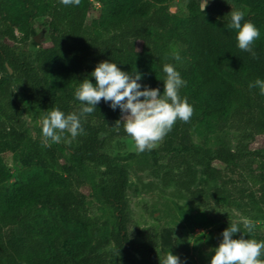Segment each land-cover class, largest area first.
<instances>
[{
  "label": "trees",
  "instance_id": "1",
  "mask_svg": "<svg viewBox=\"0 0 264 264\" xmlns=\"http://www.w3.org/2000/svg\"><path fill=\"white\" fill-rule=\"evenodd\" d=\"M18 1L0 0V131L4 136L0 140V184L11 176L5 161L7 141L27 145L34 157L61 171L66 184L51 190L45 174L33 172L8 192L0 193V264H36L50 253L57 256L56 264H160L163 257L157 234L152 228L132 226L127 197L129 171L112 155L121 139L131 138L123 124L119 130L113 127L121 117L120 109L113 110L101 101L82 121L84 133L75 137L73 144L45 145L34 138L13 93L15 81L20 82L29 89L27 97L34 109L45 114L53 107L66 114L79 112L81 105L75 98L79 84L85 78L95 84L91 73L104 60L131 72L142 56L138 42L152 44L161 73L156 84L161 94L166 76L163 66L171 63L187 81L180 96L187 97L194 108L189 122L177 120L155 150L166 160L162 184L185 192L196 207H206L225 196L228 206L242 215L264 210V153L247 149L242 141L236 149L224 145L216 150L200 148L191 138L192 124L199 119L216 120L219 131L239 132L244 141L264 135V95L258 87H249L257 78L264 80V11L260 15L263 27L256 26L260 38L254 43L259 59H253L238 48L237 30L227 27L230 17L203 11L201 0H185L189 16L182 23L170 19L168 3L173 0H97L102 7L98 22L89 18L91 0H81L79 6H65L60 0H35L37 16L44 18L41 31L48 35L51 46L30 60L8 43L27 44L35 34L34 29H28L18 38L12 25ZM150 27L157 29L155 36L149 33ZM173 40L183 48L184 57L179 61L165 51ZM52 82L66 84L71 91L59 94L51 87ZM215 161L231 165L248 189L237 188L227 173L214 170L211 164ZM89 165L104 168L94 191L114 214L109 237H102L82 191ZM199 168L220 183L209 195L196 187ZM47 191L43 205L56 208L74 227L55 213L34 211V201ZM237 222L243 231L242 221ZM229 226L222 227L221 240ZM242 231L234 238L243 235ZM249 238L264 241V234L254 228ZM65 243L70 246L68 252L63 248ZM110 244L114 249L108 257L105 250Z\"/></svg>",
  "mask_w": 264,
  "mask_h": 264
},
{
  "label": "rangeland",
  "instance_id": "2",
  "mask_svg": "<svg viewBox=\"0 0 264 264\" xmlns=\"http://www.w3.org/2000/svg\"><path fill=\"white\" fill-rule=\"evenodd\" d=\"M34 1L19 0L16 3V16L12 25L19 39L25 36L28 29H34L35 34L27 44L6 41L17 54L27 56L30 60H34L38 51L51 46L48 35H44L41 31L40 25L44 22V18L37 16ZM91 1L89 18L98 22L102 16V7L97 0ZM201 1L204 6L205 0ZM231 6L233 9H241L246 12L245 21L250 20L255 26L263 27L260 15L264 11V0H208L206 9L210 12L228 14L231 12ZM168 8L170 9L171 21L182 23L189 16L185 0H173L168 3ZM156 32V28H149V33L152 36H155ZM36 36H39L38 41L35 40ZM137 47L142 56L135 61L134 69L131 72L139 71L143 74L139 83L157 88L156 84L159 82L161 73L153 54L152 44L138 42ZM165 51L171 57H173V53H178L180 58L184 57L183 48L177 40L167 43ZM51 87L59 94L71 91L66 84L52 82ZM28 92L29 89L24 84L15 81L14 98L21 105L34 138L45 144L40 121L46 114L44 111L32 107L28 101ZM76 101L81 105L80 101L77 99ZM216 123V120L199 119L192 124L191 138L196 147L216 150L219 146L224 145L236 149L242 141L247 149L264 153V135L244 141L241 138V133L231 129L219 131L216 128ZM3 139V132L0 131V140ZM74 140L75 138L65 131L59 143H53L49 139L47 145H70L74 143ZM7 142L5 161L10 168L11 176L6 183L0 184V193L8 192L14 184L22 182L33 172H43L47 180L51 182V190L64 188L66 184L64 181L65 175L61 171L51 168L46 162L34 157L27 145H16L10 141ZM159 144L160 142H157L150 151L145 150L140 153L135 148L134 140L125 138L116 144L112 155L119 164L125 165L129 171L130 184L127 197L130 203L132 226L134 229L152 228L154 230L158 236V251L161 257L164 258L169 251H172L173 255L180 257L182 264H211L214 252L210 250L219 246L222 227L230 225V219L242 221L244 218H249L254 222L255 229L264 234V210L251 212L247 216L242 215L228 206L225 196L206 207H196L192 205L185 192L174 185L164 186L161 182V175L166 160L155 152ZM211 165L214 170L227 173V178L234 180L237 188L244 187L248 189L239 181L237 172L233 171L231 165L218 161L213 162ZM103 170L104 168L94 165L87 166L88 180L83 184L82 191L86 195V203L91 218L101 229L102 237H109L114 225V214L112 209L106 206L94 191V186L99 183L101 178L99 172ZM198 170L196 187L204 189L208 195L220 187V183L216 179H212L209 174L205 175L202 168ZM48 193L49 191L41 193L34 201L32 205L34 211L55 213L61 217L67 226L74 227L60 215L56 208L43 205L42 201ZM63 248L65 252H68L70 246L65 243ZM113 249L114 245L110 244L105 250V255L110 257ZM56 263L57 256L50 253L46 258L38 260L36 264ZM115 263L124 264L122 262Z\"/></svg>",
  "mask_w": 264,
  "mask_h": 264
},
{
  "label": "clouds",
  "instance_id": "3",
  "mask_svg": "<svg viewBox=\"0 0 264 264\" xmlns=\"http://www.w3.org/2000/svg\"><path fill=\"white\" fill-rule=\"evenodd\" d=\"M60 3L65 6H79L81 0H60ZM207 4L208 0H205L203 11ZM245 15L244 10L233 9L231 6V12L227 14L230 17L227 27L237 30L238 48L250 53L253 59H259L254 51V43L260 38V31L253 22L245 21ZM172 58L176 61L181 59L178 53H173ZM163 72L166 76L162 80L164 90L161 94L158 87L152 88L139 83L143 77L139 71H123L117 63L109 60L99 62L91 73L96 83L93 84L91 79L85 78L75 91V98L81 102L79 112L66 114L58 107L46 111L40 121L43 142L47 145L50 139L53 143H59L65 131L73 138L83 134L82 121L87 115L94 113L98 104L103 101L109 103L113 110L119 108L121 111V117L113 127L119 130L123 124L124 131L134 140L136 150L140 153L150 151L173 129L177 120L189 122L194 111L187 97L179 94L180 89L187 84L181 73L171 63L164 64ZM249 87H258L260 94L264 95V80L257 78ZM242 225L243 231L240 222L230 219V226L223 230L219 246L210 250L214 252L211 264H264V259H260L264 255V241L258 242L249 238L255 228L254 222L244 218ZM241 231L243 235L234 238ZM160 264L182 262L179 256L169 251L160 259Z\"/></svg>",
  "mask_w": 264,
  "mask_h": 264
},
{
  "label": "water",
  "instance_id": "4",
  "mask_svg": "<svg viewBox=\"0 0 264 264\" xmlns=\"http://www.w3.org/2000/svg\"><path fill=\"white\" fill-rule=\"evenodd\" d=\"M38 38H39V36H36V37H35V40H37V41H38V40H39Z\"/></svg>",
  "mask_w": 264,
  "mask_h": 264
}]
</instances>
